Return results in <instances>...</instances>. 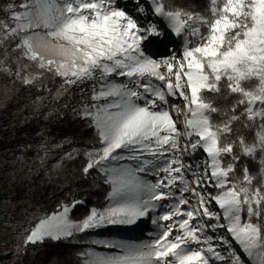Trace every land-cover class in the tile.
<instances>
[{"label": "snow or ice", "instance_id": "obj_1", "mask_svg": "<svg viewBox=\"0 0 264 264\" xmlns=\"http://www.w3.org/2000/svg\"><path fill=\"white\" fill-rule=\"evenodd\" d=\"M153 3L154 14L184 37L180 57L158 61L147 55L143 43L163 33L155 25L142 27L117 0H24L22 11L13 9L15 24L6 31L20 37L27 58L68 84L101 82L92 99L104 103L86 113L94 120L99 147L87 154L83 171L103 172L114 202L81 222L69 218L65 205L41 219L26 243L68 238L105 224L133 225L158 202L172 200L158 217L171 223L162 225L154 240L104 242L120 253L89 252L84 264H246L243 254L264 264V0H208L206 10L197 13L172 10L164 0ZM137 7L144 11L139 0ZM41 28L63 42L55 46L59 63H45L34 50L32 35L39 33L33 30ZM113 76L127 82H114ZM169 96L184 101L183 112L172 105L175 116L184 117L183 144L167 108ZM198 152L205 156L195 165L181 159ZM241 159L252 161L255 171L247 164L238 171ZM190 188L194 204L184 195ZM218 229L229 236L214 240L208 232ZM220 248L231 251L225 256Z\"/></svg>", "mask_w": 264, "mask_h": 264}, {"label": "trees", "instance_id": "obj_2", "mask_svg": "<svg viewBox=\"0 0 264 264\" xmlns=\"http://www.w3.org/2000/svg\"><path fill=\"white\" fill-rule=\"evenodd\" d=\"M23 2L0 0V17H8ZM164 3L172 10L197 13L206 10L208 0ZM11 80L0 73L1 83ZM92 95L86 84L65 83L51 71L34 82L23 81L10 93L0 107V214L21 220L25 210L50 215L73 204L70 218L81 222L93 209L108 205L111 186L97 170L83 171L87 154L99 147L94 121L81 113ZM245 164L255 171L247 159H241L238 171ZM85 256L83 245L47 238L26 244L11 264H84ZM0 264L7 263L0 259Z\"/></svg>", "mask_w": 264, "mask_h": 264}, {"label": "rangeland", "instance_id": "obj_3", "mask_svg": "<svg viewBox=\"0 0 264 264\" xmlns=\"http://www.w3.org/2000/svg\"><path fill=\"white\" fill-rule=\"evenodd\" d=\"M139 2L144 8L143 12L138 9L137 0H117L120 8L125 10L134 19H136L142 27L147 28L149 25H155L156 28L163 33V35H161L160 37H152L143 43L142 47L145 49L146 54L158 61L170 58L173 55H175L176 57H180L184 46V37L181 36L179 41L176 40L177 36L171 31L170 26L168 25V21L163 17H159L154 14L155 5L153 3V0H139ZM19 6L16 9H19ZM19 10L22 11V9ZM11 16L12 13L6 18L0 17V73L5 72L10 77H12V80L9 84L0 82V107H3L5 105L10 93L13 90H16L20 83L25 80L34 82L39 77L43 76L46 71H48L46 68H41L38 62L32 61L25 56L24 49L18 46L20 44L19 36L11 35L6 31V29L12 28L15 24V21L11 18ZM33 31L39 33V35H32V32L29 33V35H32L34 50L40 53V55L44 58L45 63L48 60H54L59 63L62 60V57L58 54V49L55 46L63 42L56 41L51 37H48L46 35V31L42 28L34 29ZM173 43L178 45L175 46ZM109 79L117 83L127 82L126 77L113 76ZM76 83L83 85L86 84L88 90H90L93 95L95 91L99 90L101 84L99 80H84L77 81ZM103 103V100L97 101L91 99L83 106H81L82 115L86 118H91L90 116H87L86 113H94L96 109L93 107V105ZM173 104H177L179 106V110L183 112L184 101L182 98L173 99L171 96H169L167 104V108L170 112H172L173 118L177 122V126L181 128L180 139L181 143L183 144L184 137L182 125L184 122V117L183 115H181L180 117L175 116V110L172 107ZM204 156L205 154L203 152H198L195 156L183 155L181 156V159L184 160L186 165L188 163H192L193 165H195L196 163L201 162ZM120 163L124 162L122 161ZM94 170H97L101 178L106 180L103 172L95 168ZM145 178L153 181L156 179V177L152 175H147ZM189 179L192 180L193 177L189 176ZM173 191L177 192V195H179L177 189H173ZM210 191L213 195H215V190ZM184 195L187 196L193 204L195 203V199L191 195V188ZM173 202L174 201L172 200H163L158 202L155 211L150 212L146 217L140 218L133 225L105 224L102 227L89 229L85 232H76L72 237H62L58 240H61L67 244L83 245L86 249V254L91 252L93 254L101 256L116 255L120 253V249L108 248L105 246L104 242L121 243L126 245H140L151 242L163 230L161 227L162 225L171 223L170 221H160L158 220V217L165 211H167L168 206ZM113 203L114 202L109 198V203L104 209L96 210L103 212L107 208L112 206ZM69 206L72 210L73 204ZM212 208L213 210H217V206L214 204L212 205ZM23 214L24 218L21 220H9L4 214H0V259L7 264H11L13 260L20 254L24 246L28 244L26 243L27 236L30 234V231L35 228L39 221L43 218L53 215H49L40 211L28 210L23 211ZM148 218V223L142 222V220L146 221ZM154 219L157 220V223L155 224L152 222ZM139 223L143 224V229L138 233H135V231H137V229L140 227L138 226ZM135 225L136 228H138L132 232L134 228L131 229V227ZM107 230L109 231V234L103 236V232ZM93 232H96L97 234H94ZM208 234L212 235L214 237V240L215 238H219L221 236H229V234L226 233L224 229H218L215 233L209 231ZM47 238L50 237H45L40 241H43ZM233 247L237 250L238 254L242 253L239 250L238 245H235L233 243ZM228 251H231V249H228ZM85 258L87 257L85 256ZM242 260H244L246 264H253L252 260H245V258H242ZM215 264L217 263L215 262Z\"/></svg>", "mask_w": 264, "mask_h": 264}, {"label": "bare ground", "instance_id": "obj_4", "mask_svg": "<svg viewBox=\"0 0 264 264\" xmlns=\"http://www.w3.org/2000/svg\"><path fill=\"white\" fill-rule=\"evenodd\" d=\"M132 228H134L133 230H132V232L136 229V225L135 226H133V227H131V229ZM142 228H143V226H142ZM141 228V229H142ZM139 231H136L135 233H138ZM94 234H97L96 232H93ZM109 234V231L107 230V231H105V232H103V236H106V235H108ZM135 237V236H134ZM217 264H221V262H216Z\"/></svg>", "mask_w": 264, "mask_h": 264}]
</instances>
